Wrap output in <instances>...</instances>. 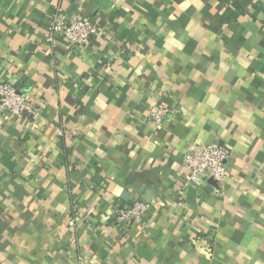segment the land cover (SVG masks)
I'll return each mask as SVG.
<instances>
[{
  "label": "crops",
  "instance_id": "1",
  "mask_svg": "<svg viewBox=\"0 0 264 264\" xmlns=\"http://www.w3.org/2000/svg\"><path fill=\"white\" fill-rule=\"evenodd\" d=\"M0 82L34 108L0 113V264H264V0H0ZM205 144L230 177L186 188Z\"/></svg>",
  "mask_w": 264,
  "mask_h": 264
},
{
  "label": "built area",
  "instance_id": "2",
  "mask_svg": "<svg viewBox=\"0 0 264 264\" xmlns=\"http://www.w3.org/2000/svg\"><path fill=\"white\" fill-rule=\"evenodd\" d=\"M97 34L98 29L94 24L87 20L65 18L60 9L53 16L48 31L50 40L59 35L73 47H85ZM33 111V101L29 94L23 95L12 85L0 82V113L23 118ZM167 113L165 109L154 107L149 115L151 120L160 126ZM228 155L227 150L213 144H205L187 152L183 159V165L187 170L184 186L194 187L201 185L205 180L223 184L230 177V172L224 166V160ZM149 207V204L141 200H134L127 207L117 208L116 221L127 227L130 223L141 221Z\"/></svg>",
  "mask_w": 264,
  "mask_h": 264
}]
</instances>
